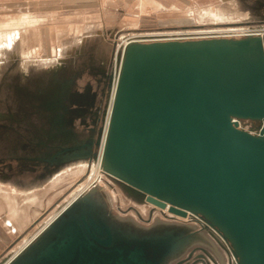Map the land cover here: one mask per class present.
Masks as SVG:
<instances>
[{"label": "water", "instance_id": "obj_1", "mask_svg": "<svg viewBox=\"0 0 264 264\" xmlns=\"http://www.w3.org/2000/svg\"><path fill=\"white\" fill-rule=\"evenodd\" d=\"M101 139L35 160L91 159ZM102 162L132 197L214 230L234 264H264V35L127 43ZM191 248L215 250L191 227L121 220L95 185L7 264H171Z\"/></svg>", "mask_w": 264, "mask_h": 264}, {"label": "rangeland", "instance_id": "obj_2", "mask_svg": "<svg viewBox=\"0 0 264 264\" xmlns=\"http://www.w3.org/2000/svg\"><path fill=\"white\" fill-rule=\"evenodd\" d=\"M243 30H264V0H0V264L94 174L96 157L58 166L35 159L102 137L125 38ZM255 124L240 122L252 132ZM95 185L121 220L143 228L191 227L215 249L205 248L206 254L191 248L171 264H192L185 259L199 254L211 264L212 258L235 263L229 245L221 240V247L218 234L203 232L193 218L132 197L103 172Z\"/></svg>", "mask_w": 264, "mask_h": 264}, {"label": "bare ground", "instance_id": "obj_3", "mask_svg": "<svg viewBox=\"0 0 264 264\" xmlns=\"http://www.w3.org/2000/svg\"><path fill=\"white\" fill-rule=\"evenodd\" d=\"M226 31V30H225ZM248 32V33H253L254 35H264V30H243V32ZM242 33V32H241ZM157 36L155 35H150V34H136V35H131L127 38H125L123 40V48L122 51L124 49V47L126 46L127 43L131 42V41H138V42H142L145 40H149V39H155ZM147 38V39H146ZM118 75H119V68L117 69L116 73L114 74V78H113V84H112V99L110 102V108L108 111V115H107V120H106V125L104 128V132L102 135V142H101V148H103L104 146V142H105V137L107 134V129H108V124H109V116H110V111H111V107H112V102H113V95L115 93V89H116V85H117V81H118ZM101 152L100 151V155L98 157L97 160V165H96V170L94 172V174L90 177V180L88 183L81 185L77 191L76 194L73 196V198L66 204L64 205V207L57 212L47 223H45L41 229H39L30 239H28L24 245L18 250V252H16L5 264H7L8 262H10L14 257H16L23 249H25L53 220H55V218L65 209L67 208L73 201H75V199H77L80 195H82L83 193H85L86 191L90 190L92 187L95 186V184L100 181L101 177H102V172H103V166H102V158H101ZM165 211L169 212L166 209H164ZM8 221V222H7ZM6 222L8 223V225H11V222L9 220H7ZM14 231V230H13ZM15 232V231H14Z\"/></svg>", "mask_w": 264, "mask_h": 264}, {"label": "built area", "instance_id": "obj_4", "mask_svg": "<svg viewBox=\"0 0 264 264\" xmlns=\"http://www.w3.org/2000/svg\"><path fill=\"white\" fill-rule=\"evenodd\" d=\"M243 32V31H242ZM248 36H262V35H254L253 33H248L247 31L246 32H243L241 34H219V35H207L205 37H199V36H193V37H175V38H163V37H160V38H156V39H149V40H145V41H142V42H152V41H166V40H188V39H202V38H244V37H248ZM138 42V41H137ZM123 52V51H122ZM121 52V54H122ZM120 66H121V56H120V59L118 61V65L116 67L119 68V72H120ZM116 69H115V73H116ZM114 73V74H115ZM119 76V75H118ZM113 82V81H112ZM113 84V83H112ZM116 90V89H115ZM115 94V93H114ZM113 98H114V95H113ZM111 99H112V94H111V98H110V102H111ZM110 102H109V108H110ZM109 111V110H108ZM111 112V111H110ZM107 115H108V112H107ZM110 118V116H109ZM101 142H102V139H101ZM102 150L101 152V158H102V155H103V148H101V144L99 146V150L97 151L96 153V158L98 160V157L100 155V151ZM170 214V213H169ZM172 215V214H170ZM174 216V215H172ZM177 217V216H175ZM181 218V217H180ZM189 218V217H188Z\"/></svg>", "mask_w": 264, "mask_h": 264}, {"label": "flooded vegetation", "instance_id": "obj_5", "mask_svg": "<svg viewBox=\"0 0 264 264\" xmlns=\"http://www.w3.org/2000/svg\"><path fill=\"white\" fill-rule=\"evenodd\" d=\"M256 123H257V122H256ZM255 126H256V128L258 129L259 127H261V123H257V124H255ZM94 149H95V147H94ZM93 151H95V150H93ZM199 255L204 256L203 254H199ZM199 255H198V257H195V259H193L194 256H193V258H191L192 256H188L185 260H187V259L190 257L189 259H190V260L192 259V264L195 263L196 261L204 260L203 258H200ZM204 257H205V256H204ZM205 258H206V257H205ZM185 260H184V261H185ZM206 262H209V260L206 261ZM210 262H211V261H210ZM231 264H234V263L232 262Z\"/></svg>", "mask_w": 264, "mask_h": 264}, {"label": "crops", "instance_id": "obj_6", "mask_svg": "<svg viewBox=\"0 0 264 264\" xmlns=\"http://www.w3.org/2000/svg\"><path fill=\"white\" fill-rule=\"evenodd\" d=\"M45 168H48V167H45Z\"/></svg>", "mask_w": 264, "mask_h": 264}]
</instances>
